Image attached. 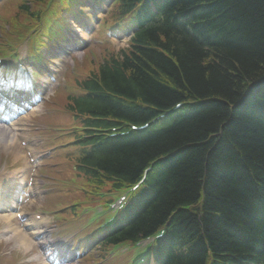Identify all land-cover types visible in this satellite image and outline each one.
<instances>
[{"label": "trees", "instance_id": "16d2710c", "mask_svg": "<svg viewBox=\"0 0 264 264\" xmlns=\"http://www.w3.org/2000/svg\"><path fill=\"white\" fill-rule=\"evenodd\" d=\"M119 1L122 12L137 0ZM158 1L162 19L102 64L101 86L90 80L77 103L94 122L152 123L113 139L89 162L103 172H90L130 182L158 159L132 202L131 233L171 216L186 247L171 264L208 254L264 264V0Z\"/></svg>", "mask_w": 264, "mask_h": 264}, {"label": "rangeland", "instance_id": "374dc122", "mask_svg": "<svg viewBox=\"0 0 264 264\" xmlns=\"http://www.w3.org/2000/svg\"><path fill=\"white\" fill-rule=\"evenodd\" d=\"M13 4H14V1L11 3V5L9 4V1H8L6 5L9 8L5 12V15L9 18V19H6L8 22L6 28L10 29V32L7 31L5 34L10 37H12L16 33L24 32L21 30L22 27H20V24L15 22L14 18L10 19L11 16H15L17 20L20 19V16L17 13L18 11L15 10V6H12ZM38 6H36L35 9H37ZM1 32H2V29L0 28V33ZM48 36L49 35L47 31L45 30L40 31V32H31L29 41H28L29 47L31 48V50H33L34 48H39L42 45L41 43L42 38H47ZM108 38H111V37H108ZM86 41H87V44L85 45V48L95 43L91 36H89V38ZM125 45L126 44L124 43V41L118 38L114 41H110V43H108L107 46L97 47L95 49L89 48L84 53L78 51L74 55L71 54L73 57H75V63H74L75 68L78 67L80 70H85L88 68L91 69V66H90L91 64H99L104 59H106L103 57H107L108 54L105 53L103 50L110 49V50L118 51L119 49L125 47ZM91 57H94L95 59L91 60L92 59ZM66 58L67 57H65L66 61H64V65L62 66L63 68L61 69V72L65 71L67 69V66L70 64L71 59H69V57L67 59ZM74 70L70 71V73L74 75L80 73V72H75ZM64 103L65 101L63 98V92L61 90H57L51 100V103L48 104L47 107L45 108L44 115L49 116V118L47 119V125H49V127H47V129H43L40 131L41 136L43 138L53 139L56 136L57 134L56 130L58 129V127H53L55 123V121H53V117L56 118L59 111L61 109L63 110ZM40 109H41L40 110V113H41L43 109L41 107ZM37 127L38 126L36 125L35 122H33V124L29 122V126L24 127V128H27L26 135L27 137H29V139H31L32 143L35 142V143L40 144L41 140L39 139V137H37V134H36ZM64 138L66 137L65 136L59 137L58 139L55 140V142L60 141ZM0 142L2 141L0 140ZM15 145H16V149H20V158L23 159V154L21 153L20 146L16 143ZM4 148L5 147H3V145H0V154L3 155V154L8 153L6 157L7 160L13 158V151L15 149L13 150L12 148V150H4ZM57 153L58 154L66 153V147L59 148ZM51 156L52 154H48L44 160L45 167L43 168V170H45L48 176L50 177V184L44 186V190H46V194L44 195L43 200L40 201V205H41L40 211L44 214L50 215L53 221L55 222V224L58 225L61 222V219L63 217V211H58V210L63 209L64 207L68 206L67 199H69L71 195V183L70 182L72 180L70 179L71 174L70 172H68L69 169H67L66 167V164L69 163L67 156L66 155L63 156L65 162L63 160H60L59 158L52 159ZM54 163L57 164L56 169L59 171V173L51 169V165ZM39 198H40V195H38V199ZM71 204H76V203H71ZM30 208H35V207H30ZM68 211L69 212H68L67 218H70V219L76 218V219L73 220L72 222L71 221L68 222L67 225L69 226L64 227L62 232L75 231L79 228H83L85 225L92 223L90 214L87 213L84 215L80 214L78 216H74L71 213V209H68ZM0 232H1V226H0ZM2 236H5V235L3 234ZM0 240H1L0 242H3L4 237H1ZM1 247H0V251H1ZM6 247L4 249H8ZM9 247L11 248V246ZM1 253L2 251L0 252V255ZM127 254H128V251L121 250V251L110 254L109 256H107L105 260H103L101 259V256H98L91 252L88 255H86L83 260H85L87 264H93L92 258H94L95 264H126ZM14 257L15 255H13L12 257L9 255V256H4L3 259L6 262H8L11 258H14ZM4 260H1L0 264H5Z\"/></svg>", "mask_w": 264, "mask_h": 264}, {"label": "bare ground", "instance_id": "6f19581e", "mask_svg": "<svg viewBox=\"0 0 264 264\" xmlns=\"http://www.w3.org/2000/svg\"><path fill=\"white\" fill-rule=\"evenodd\" d=\"M9 109H10V113L8 115H6V116H3V118H2L3 121L4 120H10V117H9L10 115H14V114L22 111L24 109V107L22 106L19 110H14L11 107ZM35 111H37V110H35ZM23 119H24V117H23ZM23 119H21V118H19L18 120L16 119V121L14 122V124H18L19 126H22V125H24V122L23 121L25 120V123H26V121L29 120V117L27 116L24 120ZM19 126H17L16 128H14L13 127V124H12V125H9L7 127V129H0V140L2 141L3 147H7V146L11 147V146H13V144H15V139L12 140L11 135L15 138V134H16L15 130H20V131L23 130V128H18ZM13 131H14V133H12ZM17 154H18V152L15 150L13 155L16 156ZM2 187H3V185L0 184V190H1ZM126 199H128V197ZM3 201H5V198L4 197L0 198V204H2ZM127 204H128V202H127ZM7 219H9V216L0 215V220L6 221ZM31 225L34 228L37 227V226L34 225V222H32ZM39 225H40L39 227L41 228V225L42 224L40 223ZM17 231H18V233H22L21 230H17ZM32 233H33V235H35V237H37V236L40 235V231L39 230L38 231L36 230V231H34ZM16 237H18V236H16ZM20 240H21V242H19V241L16 240L17 241L16 242V245H19V243H22L24 246H27V245H29L32 242L31 238L29 236H27L25 233L21 234ZM48 247H49V244L46 245L44 247V249L47 250Z\"/></svg>", "mask_w": 264, "mask_h": 264}]
</instances>
